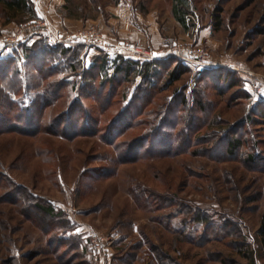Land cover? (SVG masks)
Here are the masks:
<instances>
[{
  "label": "rangeland",
  "instance_id": "374dc122",
  "mask_svg": "<svg viewBox=\"0 0 264 264\" xmlns=\"http://www.w3.org/2000/svg\"><path fill=\"white\" fill-rule=\"evenodd\" d=\"M174 1L66 0L48 9L74 22L54 15L52 25L35 9L7 25L0 6V61L13 59L21 70L12 80L20 81L18 95L7 88L12 109L0 107L10 122L0 124V264H264V0H184L176 14ZM71 23L79 26L67 30ZM145 30L146 43L124 37ZM80 32L154 55L181 47L185 59L132 56L79 39ZM32 38L75 49L81 69L104 53L109 62L125 55L160 63L138 126L119 140L153 136L146 158L126 163L100 137L54 135V122L79 98L77 75L56 77L70 86L44 111L41 128L39 117L16 123L46 92L27 62ZM200 50L206 58L196 57ZM179 64L189 72L170 86ZM141 83L118 86L102 130L131 101L132 109L140 105L133 100L144 94ZM92 100L81 101L90 109Z\"/></svg>",
  "mask_w": 264,
  "mask_h": 264
},
{
  "label": "trees",
  "instance_id": "16d2710c",
  "mask_svg": "<svg viewBox=\"0 0 264 264\" xmlns=\"http://www.w3.org/2000/svg\"><path fill=\"white\" fill-rule=\"evenodd\" d=\"M184 0L174 1V13L179 11V7H183ZM0 6L3 9L6 23H10L18 16H25L32 14L34 6L30 0H0ZM176 14V13H175ZM176 16V15H175ZM28 64H30L37 73L39 84L42 88L45 87L43 98L36 99L31 103V108L27 112H23L16 116V123H23V119H30L34 124L36 117H42L44 111L58 102L62 98V94L70 86L68 80L64 77L57 80L56 77L76 76L81 80V86H78V97L61 117H59L52 125L51 131L54 135H60L68 140H73L79 137H100L101 140L108 141L109 145L116 146L119 160L129 163L131 161H138L146 158L152 148L146 149L145 141L153 139V136H140L136 138L135 142L130 144H120L119 140L130 132L135 130L138 124L135 122L137 117H140L142 109L146 106L148 101L153 97V86H155V78L159 75L160 63L157 61L140 62L135 61L129 56H117L113 61L107 59L106 54L101 56H94L91 66L81 69V55L76 53L75 49L64 48L62 46L49 47L45 42L37 41L25 51ZM70 55V56H69ZM78 55L80 57H78ZM66 56H69L66 60ZM15 61L13 59H6L0 61V94L3 96V101L0 102V107L12 109L8 99H10L11 92L7 88L14 87L16 89V96L21 84L18 81L13 84V76L21 77V70L14 67ZM175 70L169 74L170 86L181 80V78L189 72V69L178 65ZM135 78L141 79L140 92L144 93L133 100L140 104L132 109V101L129 106L120 111L117 116L107 125L104 131L101 129V116L106 113L110 106L112 98L116 95V89L120 84L128 83V81ZM56 79V80H55ZM143 85H147L146 90ZM72 87H75L74 84ZM110 87V88H109ZM109 88V89H108ZM2 91L4 93H2ZM109 91V92H108ZM62 93V94H61ZM107 94V96H104ZM105 97V99H104ZM125 98V97H124ZM84 100H92L93 107L88 109L83 102ZM6 101L7 105L4 103ZM13 105V104H12ZM97 111V116L94 113ZM40 115V116H38ZM41 118L39 124L41 128ZM30 122V123H31ZM8 120H1V126L9 124ZM137 124V125H136ZM1 128V127H0ZM24 131V130H23ZM240 141L231 144L236 148L240 146ZM237 144V145H236ZM128 147L127 152H121L120 149ZM125 153V154H124ZM172 153V151L170 152ZM48 217L58 218L55 211L51 207H38ZM262 237V245L264 247V222L260 229Z\"/></svg>",
  "mask_w": 264,
  "mask_h": 264
},
{
  "label": "crops",
  "instance_id": "0c3cea01",
  "mask_svg": "<svg viewBox=\"0 0 264 264\" xmlns=\"http://www.w3.org/2000/svg\"><path fill=\"white\" fill-rule=\"evenodd\" d=\"M30 1L33 4L34 9H35V11L37 13V16H38L37 19H39L42 22H48L49 24L52 25V18L54 17V15H56L57 17H60L62 20L64 19L65 22H67V23L68 22H74V21H72V19H70L68 17H66L67 19L64 18L60 13L58 14L56 12V14H53L54 11H52L51 9H48V5H51L52 4V7H53V5H57V8L56 9L58 11V8L64 7L66 0H30ZM122 15H123V17H122ZM122 15H121V18L123 19V21L124 20H127L129 18L128 10L125 9L124 12H122ZM13 22H15V20H13L10 23H6V22L5 23L7 25L15 24ZM77 22H79V21H77ZM125 22L126 21H124V23ZM65 25L67 27V30H72V28L79 26L77 24H72V23L69 26L67 24H65ZM150 30L153 33L155 32L154 27L152 29H150ZM137 33H138L137 35L136 34H131L130 36H127L126 35L124 37H125L126 41H129V42L136 41V42H140V44L146 43V41H148V38L150 37V35L148 34V32H146V30L144 32H140V33L137 32ZM153 38H155V34H152V39L150 41L153 42L154 44H158L159 41H160L159 38H157V39H153ZM35 42H37L36 38L35 39L32 38L31 39V43L28 44V45L29 46H32ZM96 55L97 54H94L92 56H96ZM109 59L110 60H114V57L113 56L112 57H109Z\"/></svg>",
  "mask_w": 264,
  "mask_h": 264
},
{
  "label": "built area",
  "instance_id": "2783aa9c",
  "mask_svg": "<svg viewBox=\"0 0 264 264\" xmlns=\"http://www.w3.org/2000/svg\"><path fill=\"white\" fill-rule=\"evenodd\" d=\"M77 38L79 39H83L86 41H92V42H101L102 45L106 48H115V49H123L125 51H127L129 54H131L132 56L135 55L137 57H147V58H151V59H164L166 57H169L171 55L175 56V57H179L182 59H185V57L183 56L182 50L179 48H173L172 51H174L173 53L169 52L168 50L166 52H162L161 54H157L154 55L150 50H148L146 47L141 46V45H136L133 43L124 45V46H120L117 47L113 42L106 40L104 38H102L100 35H98L96 32H80L77 36ZM198 58H206V54L203 50H200L197 53ZM184 61V60H183Z\"/></svg>",
  "mask_w": 264,
  "mask_h": 264
}]
</instances>
